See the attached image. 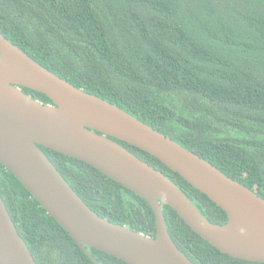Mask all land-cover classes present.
Instances as JSON below:
<instances>
[{
	"label": "trees",
	"instance_id": "obj_1",
	"mask_svg": "<svg viewBox=\"0 0 264 264\" xmlns=\"http://www.w3.org/2000/svg\"><path fill=\"white\" fill-rule=\"evenodd\" d=\"M0 33L77 89L135 117L264 199V0H0ZM44 104L50 100L22 89ZM212 224L226 213L159 160ZM100 218L152 238L148 203L95 168L40 147ZM0 196L36 264H93L0 163ZM169 235L194 264H259L222 254L168 206ZM100 264H125L96 249Z\"/></svg>",
	"mask_w": 264,
	"mask_h": 264
},
{
	"label": "water",
	"instance_id": "obj_2",
	"mask_svg": "<svg viewBox=\"0 0 264 264\" xmlns=\"http://www.w3.org/2000/svg\"><path fill=\"white\" fill-rule=\"evenodd\" d=\"M22 89L46 96L44 104ZM117 141L143 150L227 215L212 224L163 173ZM40 147L83 162L144 199L155 238L100 218L77 196ZM0 163L80 246L125 264H194L170 238L163 205L231 258L264 264V199L209 162L120 108L40 66L0 33ZM0 264H36L0 196Z\"/></svg>",
	"mask_w": 264,
	"mask_h": 264
}]
</instances>
